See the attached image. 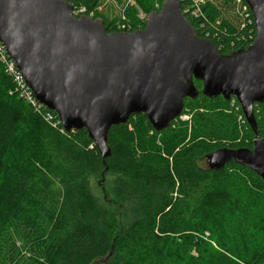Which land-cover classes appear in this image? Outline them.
Returning <instances> with one entry per match:
<instances>
[{
    "label": "trees",
    "instance_id": "1",
    "mask_svg": "<svg viewBox=\"0 0 264 264\" xmlns=\"http://www.w3.org/2000/svg\"><path fill=\"white\" fill-rule=\"evenodd\" d=\"M66 1L108 33H133L165 0ZM196 1L197 16H185L220 54L253 44L245 0H179L182 12ZM194 85L199 96L162 132L144 114L112 127L103 159L86 130L67 132L56 113L13 93L0 63V264H264L252 219L264 180L235 162L206 163L220 149L252 150L256 133L236 98L209 99ZM254 115L264 139V104ZM110 175L120 181L101 201L92 180Z\"/></svg>",
    "mask_w": 264,
    "mask_h": 264
},
{
    "label": "water",
    "instance_id": "2",
    "mask_svg": "<svg viewBox=\"0 0 264 264\" xmlns=\"http://www.w3.org/2000/svg\"><path fill=\"white\" fill-rule=\"evenodd\" d=\"M256 38L246 50L222 55L199 38L179 0H165L143 30L108 33L102 19L77 17L66 0H0V42L38 102L64 129L86 130L99 153L111 155L108 134L144 114L156 132L181 116L186 99L236 98L256 133L253 149H220L210 170L235 162L264 180V139L254 106L264 104V0H245Z\"/></svg>",
    "mask_w": 264,
    "mask_h": 264
},
{
    "label": "built area",
    "instance_id": "3",
    "mask_svg": "<svg viewBox=\"0 0 264 264\" xmlns=\"http://www.w3.org/2000/svg\"><path fill=\"white\" fill-rule=\"evenodd\" d=\"M78 9H79L78 11H75V9H73L74 15H76L77 17L86 16L85 15V13H86L85 8L81 7ZM198 13H199V4L196 1V3L194 4V10H193L192 14L190 13V11H186V13H184V15L190 14L192 17H196ZM79 14H81V15H79ZM140 18H141V20H143L145 22L147 21V18H145L144 16H141ZM118 31H120L122 33H130L129 30H127V28L124 25L120 26L118 28ZM0 63L3 65L5 72L7 73V75L12 80L13 89H14V90H12V92L17 93L20 98H22L24 101H26L33 108L38 109L37 108L38 106L42 107L43 105H41L38 102V100L35 97V94L31 90V88L27 85L22 73L17 68L16 63L9 56L8 52L6 51V48L4 47V45L1 42H0Z\"/></svg>",
    "mask_w": 264,
    "mask_h": 264
},
{
    "label": "rangeland",
    "instance_id": "4",
    "mask_svg": "<svg viewBox=\"0 0 264 264\" xmlns=\"http://www.w3.org/2000/svg\"><path fill=\"white\" fill-rule=\"evenodd\" d=\"M119 176H108L106 179L96 178L92 180L91 190L93 195L99 200L106 198L108 200L113 199V191L117 183H119ZM258 236L264 239V206L255 209L252 217Z\"/></svg>",
    "mask_w": 264,
    "mask_h": 264
}]
</instances>
